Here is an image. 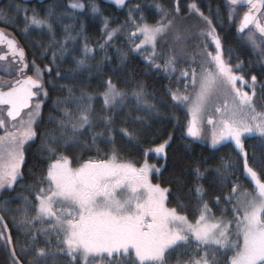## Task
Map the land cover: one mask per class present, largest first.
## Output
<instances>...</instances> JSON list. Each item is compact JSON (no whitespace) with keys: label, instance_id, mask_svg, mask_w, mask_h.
I'll list each match as a JSON object with an SVG mask.
<instances>
[{"label":"snow or ice","instance_id":"6c2138e0","mask_svg":"<svg viewBox=\"0 0 264 264\" xmlns=\"http://www.w3.org/2000/svg\"><path fill=\"white\" fill-rule=\"evenodd\" d=\"M110 2L127 10L123 22L97 0L44 13L0 7V23L17 27L12 12H23L19 30L41 37L29 58L0 27V192L23 184L25 171L32 178L22 209L0 204L5 264H264V156L245 148L249 138L264 145V0H226L228 21L258 54L259 80L251 64L226 53L224 19L211 6L206 14L195 0L184 11L180 0L155 2L158 18L149 22L139 3ZM86 9L102 24L99 39L87 34ZM111 48L120 66L138 56L166 78L165 95L134 77L131 86L114 82L105 71ZM48 105L54 127L42 130ZM171 121L180 136L157 126ZM118 137L140 158L123 156ZM37 143L43 167L33 173L26 153ZM177 143L186 158L194 143L210 146L213 158L180 159ZM226 147L234 154L216 159ZM170 152L177 167L161 183Z\"/></svg>","mask_w":264,"mask_h":264},{"label":"trees","instance_id":"16d2710c","mask_svg":"<svg viewBox=\"0 0 264 264\" xmlns=\"http://www.w3.org/2000/svg\"><path fill=\"white\" fill-rule=\"evenodd\" d=\"M155 2H161L166 7H172L175 3V0H128L127 1V3L132 5L139 3L141 7L144 9V16L149 22H154L158 18V13L154 8ZM191 2H193V0H180L181 10L184 11L186 6ZM195 2L198 4L199 7H201V10L205 11L206 14L208 13L209 6H211L214 19H215V14L219 12V14L224 19V24L222 28L218 25V30L220 31L221 36L223 38V43L225 45L226 53H227V49L231 48L233 50V54H232L233 60H235L236 57L239 56V59L242 60L245 65L251 64L252 70L254 74L257 75L259 80L261 77V71H260L261 65L258 60V54L254 50H252L251 47L247 45L245 41L240 39V34L237 32V27H236L238 22L228 21L227 3L224 0H195ZM67 3L68 0H43V1L41 0V2L33 3L26 8L28 9L35 8L41 13H44L49 5H55V4L66 5ZM97 3H99L105 15L112 17L114 21L123 22L127 18L128 13L126 9L118 8L114 4L106 3L103 0H97ZM81 16L83 20L87 22L86 28L90 40L99 39L102 29L101 22L98 19L92 20L91 14L88 12L87 9L85 10V13H81ZM16 18L18 25H22L23 12H21L20 15L17 16ZM65 22L71 23L72 22L71 18H66ZM59 31H61V29L58 28V32ZM34 33L35 36L32 40L33 42L41 39V37L38 35L37 32ZM125 43L126 42L124 37H119L117 42V47H124ZM109 55L112 56V62H109L107 64L105 71H108L110 75H113L114 82L119 81L121 86H123L124 83L127 82L131 86L132 79L134 77L136 80H141L145 82L148 90L154 92L158 98L165 95V90L169 86V81L166 78H164L162 75L154 74V70L150 71L146 69L145 62L141 57L138 56L130 57L126 65L120 66L119 60L115 55V48L109 49ZM37 61H39L38 58ZM68 67L69 65H65L66 69ZM177 83H178L177 81H172L171 86H176ZM92 87H96V85L93 84ZM50 94H51V98L54 100L56 94H52L51 90H50ZM49 108L50 105L46 106L45 123L41 126L42 130L51 129L54 127L53 124L47 123L46 118ZM125 111L126 113L133 116L137 114L131 107L126 109ZM170 115L171 113L168 110H165V118H167ZM175 115L180 118L181 123L185 121V112L183 110L176 111ZM157 126L162 127L165 131H172L173 128H175L174 138L181 135L182 130L178 125L175 124V121H171L170 123L166 122L163 125L157 124ZM101 147L103 148V145H101ZM118 147L120 148L121 154L123 156L128 157L130 160H137L140 158L139 152L132 146L126 144L123 140H120L119 137H118ZM245 148L249 152L250 157L253 152L256 154L258 158L264 156V145L260 143L258 138H249L245 142ZM38 149H39V144L37 143L32 149L29 150V152L26 153L27 166L29 169H31L33 173H38L43 167V165L39 163ZM105 151H107V149H105ZM213 152L214 150H212L210 146L194 143L191 149V156L186 158L183 146L179 143H177L175 146V155L180 159H185V158L188 160L212 159ZM89 154L94 155V153H89L87 151L85 152V155H89ZM233 154H234V148L226 147L220 153L217 154L216 159H219L220 156L226 157V156H231ZM173 155H174L173 152L169 153V163L167 165L169 171L164 172L162 170L159 178V182L161 183L166 181L169 178V176L172 174V170L177 167L176 163L173 160ZM150 162L156 163L158 165L162 164V161L159 160H151ZM31 182H32L31 175L29 174L28 171H25L23 184L18 183V185L14 188V190L8 191L7 193L3 192L2 204L4 202H8V206L13 210H16L18 207L19 208L23 207V201L19 196H21V194L24 195L28 194L27 184ZM6 219H8L9 227L11 228L12 227L11 217H6ZM7 259H8L7 254L4 251L0 250V264H5Z\"/></svg>","mask_w":264,"mask_h":264},{"label":"flooded vegetation","instance_id":"af4514ba","mask_svg":"<svg viewBox=\"0 0 264 264\" xmlns=\"http://www.w3.org/2000/svg\"><path fill=\"white\" fill-rule=\"evenodd\" d=\"M103 1L106 3H109V4L111 3L110 0H103ZM38 2H41V0H0V7H7L9 4H13V5L14 4H20L22 7H29L31 4L38 3ZM12 15L15 16V18L17 17L14 10L12 12ZM16 20H17V18H16ZM20 26H22V25H18V22H17V27H12V26H8V25H4V24L0 23V27L5 28L6 32L14 35L16 37V39L19 41V43L25 48L28 57L32 58L33 50H34L32 40L35 36V33L33 32L30 37H25L22 34V32L19 30ZM3 47H4L3 45H0V48H3ZM37 63H40V62L37 61ZM0 75H4V73L0 72ZM2 196H3V192L0 193V204H2ZM19 197H21V196H19ZM21 209H22V207H21Z\"/></svg>","mask_w":264,"mask_h":264},{"label":"rangeland","instance_id":"374dc122","mask_svg":"<svg viewBox=\"0 0 264 264\" xmlns=\"http://www.w3.org/2000/svg\"><path fill=\"white\" fill-rule=\"evenodd\" d=\"M257 103L259 104L260 103V101L259 100H257ZM208 146V145H207ZM158 165V164H157ZM159 166V165H158ZM1 193V192H0Z\"/></svg>","mask_w":264,"mask_h":264},{"label":"water","instance_id":"95a60500","mask_svg":"<svg viewBox=\"0 0 264 264\" xmlns=\"http://www.w3.org/2000/svg\"><path fill=\"white\" fill-rule=\"evenodd\" d=\"M226 2V0H224Z\"/></svg>","mask_w":264,"mask_h":264}]
</instances>
